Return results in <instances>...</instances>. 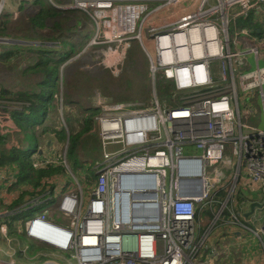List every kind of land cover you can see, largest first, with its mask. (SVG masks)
Returning a JSON list of instances; mask_svg holds the SVG:
<instances>
[{"label": "built area", "instance_id": "2783aa9c", "mask_svg": "<svg viewBox=\"0 0 264 264\" xmlns=\"http://www.w3.org/2000/svg\"><path fill=\"white\" fill-rule=\"evenodd\" d=\"M177 1L72 0L77 7L104 9V15L117 22V28L109 32L136 31L150 82L155 83L160 73L178 101L160 105L154 89L152 104L147 106H96L101 155L94 177H83L80 183L72 175L74 183L88 188L87 200L84 190L72 184L49 207L52 194L47 191L41 199L44 210L24 222L30 241L69 253L76 264H224L231 257L230 241L222 245L224 250L206 240L227 200L202 233L197 229L196 211L208 202L212 212L216 185L228 176L235 184L241 170L246 186L264 191V111L262 126L248 124L261 116L256 101L264 109V53L260 50L264 47V0H199L188 13L171 19L164 14L160 24H150L155 14L171 9ZM6 2L0 0V14ZM14 109L0 102L1 137L16 130L10 115ZM183 159L199 161V172L194 173L193 163L187 170L179 168ZM48 163L44 157L32 159L36 169ZM123 172L153 176V188L124 185L119 179ZM151 191L153 198L148 197ZM143 203L156 206L141 207ZM135 208L146 216L158 212L159 218L135 217ZM50 209L58 221L49 218ZM5 212L6 207L0 206V214ZM47 228L51 240L36 235ZM252 233L264 250V207L259 231ZM0 235L10 242L4 221H0ZM19 251L24 257L25 250ZM13 254L0 264H22ZM204 255L210 258L204 260ZM42 264H69V260L44 258Z\"/></svg>", "mask_w": 264, "mask_h": 264}, {"label": "rangeland", "instance_id": "374dc122", "mask_svg": "<svg viewBox=\"0 0 264 264\" xmlns=\"http://www.w3.org/2000/svg\"><path fill=\"white\" fill-rule=\"evenodd\" d=\"M198 1L179 0L172 5L171 9L155 14L149 22L157 25L160 24L164 14L168 19H171L188 13L192 11ZM40 7L44 8L43 25L33 28L29 23V18L38 14ZM104 14V9L77 7L72 0H8L6 7L0 14V21L4 20V17L8 19L7 28L10 31L9 36L0 35V51L14 47L10 43L11 41L8 42L7 39L9 38L18 41L17 43H21L24 48L18 58L0 61V83H3L0 84L1 90H7L12 94L29 89L37 90L36 84L42 80L43 74L29 71L28 66L34 63L33 58L36 54L29 52L27 50L28 47L42 43L50 47L45 55H51L52 53L53 56L51 55L50 57L59 60L54 68H48L46 77L47 85L54 89L53 99L49 101L45 112L46 119L42 125H32L28 128L26 127L28 119L24 120L25 123L20 125L21 135L25 141L23 144L20 143V134L18 132L14 133L15 140H19L17 147L28 146L26 155L31 160V155L36 147L38 148L54 141L52 152L55 155L58 154V157L55 158L58 162L60 159L62 160L65 175H68V177L61 188L56 186L53 201L61 191L70 189L72 184L74 186V180L71 175H74L80 183H83V177L87 175L93 177L95 174V163L100 158L101 148L95 121L90 130L82 132V119H84L83 116L86 115L88 108L96 106L102 108L103 105L118 103H139L147 106L152 104L154 89H156L155 94L159 99L160 105H174L178 102L171 93V86L161 78L160 73L155 75V83L152 84L150 82L148 61L142 50L138 33L136 31L126 34L109 32L111 28H117V22L110 21L109 17ZM239 23L249 25L251 22L239 20ZM97 25L99 31H96ZM149 45L151 46V43ZM260 50L261 53H264V47ZM56 52L58 54L60 52H68L69 56L59 58ZM165 85H167L168 89H166ZM0 102L3 105L15 107V109H21L20 103L14 102L12 99H0ZM256 104L261 111V116L257 119H249L248 124L260 127L263 125L262 114L264 109L261 101H256ZM60 127L65 129L66 133L68 131L69 133H80V141L76 147L77 156L71 150L66 152V141L58 142L56 140L53 130H58ZM47 128L52 130H47ZM243 130L245 129L243 128ZM3 139L6 141L10 137ZM2 150H7L4 145L0 146V152ZM2 160L4 158L1 157L0 163L3 164ZM68 161L72 163V167ZM34 169L37 170L36 168ZM245 177L243 170H241L235 184L231 176H228L222 178L220 183L216 185L215 193L213 194L215 196L213 198L212 217L219 209L221 203L226 200L227 203L224 209L227 210L229 216L221 214V217L208 231L206 243L214 239L212 244L224 247L222 246L224 243L236 241L238 236L239 240L252 239L255 256L263 259L264 250L259 239L252 233H258L259 231L263 208L256 209L249 219L241 215L244 210L248 209L247 201L244 204L241 203L242 212L240 216L235 211L238 209L235 204L238 202L239 195L246 194L254 195L255 198L262 197L260 190L246 186ZM80 188L84 190V200H87L88 188L83 186ZM3 189L4 186L0 174V200L3 198ZM53 201L48 202L47 206ZM209 204L208 202L205 204L204 211L209 207ZM34 210L33 214L38 213L39 205H35ZM198 211V215H200L203 208H198ZM31 215L32 213L28 216ZM28 216L25 213H15L1 219L8 223L11 231L9 246H7L4 238L0 235L2 252H9L7 250L9 247H15L16 249V239H11V237H17L14 229H21ZM198 217L196 218V223ZM212 217L204 214V230L207 226H210ZM223 219H226L227 222H221ZM243 225H246V229ZM199 232H196V235ZM238 232L239 234H237ZM27 241L31 242L26 238L25 242ZM21 243V246L27 245L28 249L32 248V246L29 248V245L24 242ZM225 249L226 247H224ZM230 252L231 257L227 258L224 264H248L247 262L236 260L239 256L237 247H232ZM0 257L3 258L4 255L0 253ZM209 258L208 255H204V260ZM234 259L233 263L230 262V260ZM63 260H69V264H76L69 256V253H64ZM21 263L38 264V262L26 263L24 261H21Z\"/></svg>", "mask_w": 264, "mask_h": 264}, {"label": "crops", "instance_id": "0c3cea01", "mask_svg": "<svg viewBox=\"0 0 264 264\" xmlns=\"http://www.w3.org/2000/svg\"><path fill=\"white\" fill-rule=\"evenodd\" d=\"M7 2H8V0H7ZM7 2H6V4H7ZM5 7H6V5H5ZM254 16H257V14H254ZM7 40H8V42L11 41L10 43H12L14 47H11V49H9V50L0 51V53L6 52V51H11V50L20 51V49L23 48L21 43H17L18 41H15L14 39H10V38ZM13 48H15V49H13ZM37 48H38V44L36 46H30L28 48V51L34 52V50H30V49H37ZM22 51H21V53H22ZM18 57L19 56H17V58ZM0 84H3V83H0ZM10 94H12V93H10ZM12 120H13V118H12ZM17 131L18 130L16 127L15 132H17ZM15 132H13L11 135H9L10 139H7L5 141L4 146L7 149V151L11 150L12 145H18V143H19V140H17V139L15 140V138H14ZM3 138H6V137H3ZM53 144H54V141L48 142L44 146H39L38 148L36 147L35 150L33 151L35 153L33 155H31V158L32 159L34 157H36V159H40L43 157L47 158L49 160V163L47 165H45L43 168H46L48 165H50L53 167H62L64 169V165L62 164V160L60 159V161L58 162L55 159L58 157V154L57 155L53 154V152H52V148L54 147V146H52ZM28 158H30V157H28ZM0 167H1L0 174H1L2 184L4 186V189L2 192L3 198H2V200H0V206L4 205L6 207V212L0 214V221H2L1 220L2 218L7 217L9 215H13L15 213H25L27 216L30 215L31 213L33 214V212L35 211L34 210L35 205H39V211L44 210L45 204L42 203L41 199H43L45 197L47 191H49L52 194V198L49 200V202L51 200L53 201L54 190H55L56 186H58V188H61L64 185L65 180L68 177V175L67 176L65 175V171H63L61 173V171H57V170L55 172H53L52 174L46 175L45 177H40L39 179H37L36 174H33V173H30L29 175L28 174L23 175V174H21L22 170L20 169V166L18 165L17 162H14V161H9L8 163L5 162V164H1ZM28 172H29V170H28ZM86 177H91V176L87 175ZM244 182H245V180H244ZM260 192H262V194H261L262 197L255 198L254 195L242 194V195L238 196V199H241V200L243 198L245 199L241 202L242 204H244L246 201L248 202V204L252 201L261 202L264 200V191L260 190ZM60 193H59V195H60ZM59 195H57V197ZM55 201H56V199L49 204V207L54 205ZM242 204H241V207H242ZM235 206L236 207L239 206L238 202H236ZM241 207L239 206L240 209L238 208L239 216H240V213L242 212ZM246 210H244V211H246ZM48 214H49L50 219L55 220V221L57 220L54 216V213H52L51 209H50V212ZM249 217L247 219H249ZM243 227L246 229V225H243ZM197 229L201 233L204 232V209L197 219ZM14 231L17 233V237L16 238L11 237V239H16V241L18 240L20 245L19 246L16 245V249H15V247L7 248V250L9 251L7 253L2 252V249L0 247V253L4 255L2 260L9 259L8 254L14 253L13 256L15 258H17L20 262L24 261L26 263L38 262V264L39 263L42 264V261L44 260V258H47V259L55 258L58 262L63 261L64 253L54 251L53 249H50L43 244L35 243L32 241L31 242H29V241L25 242L27 236H26L25 231H24V223L22 224L21 229H19V230L14 229ZM10 233H11V231L9 229V235H10ZM237 234H239V232ZM213 240L214 239H212V241ZM20 241L24 242L25 244H28L29 248L32 246V248L28 249L27 245L21 246L22 243ZM212 241L209 242L208 245H213ZM5 242H6L7 246L10 245L9 244L10 242L9 243L7 241H5ZM233 242L234 243L230 242V245L233 248L237 247V250L239 253V256L236 260H241V262H247L248 264H264V258L261 259V257L255 256L252 239H250V240H246V239L239 240V236H238V240L233 241ZM19 248H23L25 250L24 257H22V255L19 251ZM234 261H235V259L230 260V262H232V263Z\"/></svg>", "mask_w": 264, "mask_h": 264}, {"label": "trees", "instance_id": "16d2710c", "mask_svg": "<svg viewBox=\"0 0 264 264\" xmlns=\"http://www.w3.org/2000/svg\"><path fill=\"white\" fill-rule=\"evenodd\" d=\"M44 8L40 7L39 8V13L30 17L29 18V23L33 28L40 27L43 25V14ZM52 14V13H51ZM50 14V15H51ZM4 20L0 21V35L3 36H9L10 31L7 28V20L6 17L3 18ZM9 32V33H8ZM29 48V47H28ZM50 48L46 45H43L40 43L38 45L37 49H30L34 50V53L36 54L33 58L34 63L32 65H29L28 68L30 69L29 71L33 72H38L42 73L43 77L42 80H40L37 84V90H23V91H17L16 93H13L10 95V93L6 90H1L0 89V99H12L14 102L20 103L21 109H14L10 111V115L14 120V123L17 127V132L20 134V143L23 144L25 143L22 135H21V128L20 125L22 123H25V119H28V122L26 124V127H30L32 125H42L44 120L46 119V109L48 106L49 101L53 99V94H54V89H52L50 86L47 85L46 83V77L48 73V68L52 69L55 67L56 63L59 62V60L54 59L53 57H50L51 55H45L47 52V49ZM24 50V48H21L20 51H6L0 53V61H8L11 60L12 58H17V56L21 55V51ZM28 50V49H27ZM57 55H59V58H64L68 55V52H60L59 54L56 52ZM52 62V63H51ZM165 84V83H164ZM166 89L167 85H165ZM171 89V88H170ZM53 104V103H52ZM98 113V109L95 107H90L86 111V115L83 116L84 119H82V124H83V131L90 130L93 126V121H94V116ZM60 129L58 130H53L55 133V138L58 142L60 141H66L67 142V151L69 150L73 151L74 154H76V147L78 146L79 143V134L78 132H72V133H66L65 129ZM47 130H52L50 128H47ZM5 144V140L1 138L0 136V146ZM12 150V151H11ZM11 150H2L0 152V158H4L2 162L5 164V162L9 161H14L17 162L18 165L20 166L21 174L26 175V174H36L37 179L40 177H45L46 175H50L53 172L61 171V173L64 171L62 167H53L48 165L46 168L40 167L37 170L34 169L32 166V161L28 158L26 155L28 151V146L24 145L21 146L20 148L17 147V145H12ZM96 161V160H95ZM69 162V161H68ZM2 164V163H0ZM72 163L69 162V165ZM50 166V167H49ZM29 170V172H28ZM91 174V173H90ZM245 200L244 198L238 199V205L241 207V202ZM238 206V208H239ZM236 212L238 213V209H236ZM225 216H229V213L227 210H223L222 212ZM199 211H196V218L199 216ZM204 214L209 215L210 217L212 216V212L210 208L205 209ZM226 220V219H225ZM25 238V237H24ZM20 245V244H19Z\"/></svg>", "mask_w": 264, "mask_h": 264}, {"label": "water", "instance_id": "95a60500", "mask_svg": "<svg viewBox=\"0 0 264 264\" xmlns=\"http://www.w3.org/2000/svg\"><path fill=\"white\" fill-rule=\"evenodd\" d=\"M256 33H260V30L257 29ZM191 163L194 164V173L199 172V169H200L199 161L192 162L190 160L183 159L180 162L181 169L182 170L189 169ZM119 179L124 185L131 186V187L141 184V185H145L147 187L153 188L152 186L154 184V177L153 176H149L147 174H142V173L123 172V173H120ZM148 197L149 198L154 197L152 191L149 193ZM146 206H156V204H154V203H143L141 205V207H146ZM263 207H264V200L261 202L252 201L248 204V209L246 211L242 212V215H243V217H245L247 219L249 216H251L255 212L256 209H262ZM133 215L135 217L146 218L148 220H157L159 218L158 212H156L155 215L146 216L143 213H140V209H138V208H135V210L133 211Z\"/></svg>", "mask_w": 264, "mask_h": 264}, {"label": "bare ground", "instance_id": "6f19581e", "mask_svg": "<svg viewBox=\"0 0 264 264\" xmlns=\"http://www.w3.org/2000/svg\"><path fill=\"white\" fill-rule=\"evenodd\" d=\"M178 167L181 168V165H179ZM74 186L82 187L83 184H76V183H74ZM199 186H200L199 182H196V184L194 185V187L196 188V190L199 189ZM50 230L51 229L47 228V230H45V231L37 232L36 235L39 236L42 239L51 240L52 234L49 232ZM0 261H2V258L1 257H0Z\"/></svg>", "mask_w": 264, "mask_h": 264}]
</instances>
